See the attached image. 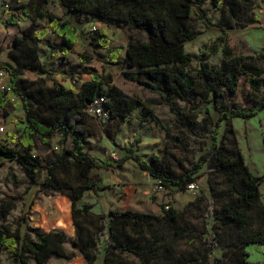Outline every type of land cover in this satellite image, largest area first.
<instances>
[{
	"label": "trees",
	"instance_id": "obj_1",
	"mask_svg": "<svg viewBox=\"0 0 264 264\" xmlns=\"http://www.w3.org/2000/svg\"><path fill=\"white\" fill-rule=\"evenodd\" d=\"M49 0H37L22 7V14L30 18V23L24 27L20 35L13 37L7 56L17 65L9 61L0 62V71L6 73L8 83L0 93V107L15 93L20 100L23 111L22 127H17L20 134L16 137L17 148L0 147V155L15 160L27 175V186L49 188L66 196L71 203L72 223L77 232L76 238H70L58 229L40 232L36 228L22 227L23 217H19L13 229L0 228V255L6 252L10 264H47L51 256L70 260L75 252H67L64 244L82 254L91 264L103 251L105 264H110L109 256L113 251L129 252L134 255L148 253L145 264L155 256L150 247L137 245L124 239H117L112 225L114 222L129 224L133 229L139 228L149 215L133 210H109L98 216V225L94 231H86L82 219L91 213L92 203H84L76 208V202L85 191L94 195L101 189V176L93 169H114L124 161L132 160L140 170L145 171L166 188L185 189L189 183H194L199 172L209 161L215 162L216 171L224 175L231 183L229 189L222 195L230 196V202L220 206L214 205V200L206 199L201 210L204 217L205 237L201 257H211L213 264H247V244H264V229L252 233L243 231L235 234L226 243L221 241L218 227L242 225L248 217V209L259 205L261 176L252 174L243 157L235 147L219 139L218 128L221 124H229L233 118L248 119L264 110V67L258 65L263 61V54L256 56L236 54L226 44L222 48V58L216 66H208L205 57L199 58L198 67L188 69L191 55L186 53L184 45L196 39L202 31L190 24L193 7L199 18L210 25L206 10L202 4L206 0H59L60 6L69 15L61 19L44 10ZM218 6L217 0H210ZM254 6L253 0H229L227 2L228 19L217 23L220 31L237 27L235 17L241 8L246 10ZM88 13L102 20L114 19L125 22L134 30L145 34L144 40H131L127 43L122 60L119 59L122 49L109 48V40L104 29L92 31L88 35V43L107 50V55L100 60L107 64L123 63L126 67L136 70L133 80L142 88L155 93L161 101L169 106L174 115V121L180 123L191 134H196V128L207 130V145L191 166L180 174H175L162 159L150 155L144 160L136 154L134 142L124 148V154L115 159L96 161L86 150L89 137L86 127V103L99 94L107 98L105 107L109 110V119L116 110L122 112L118 116L121 122L126 113L133 107V99L123 95L117 89L104 92L102 83H110L109 74L104 76L91 72L90 78L81 82L77 90L74 85L65 89L54 78L49 69L38 59V44L57 49L61 59L72 51L77 40L76 27L83 22L72 17V14ZM15 23L18 21L12 18ZM46 20L48 29L57 35L58 42L51 40L46 34L48 29L38 30V20ZM82 62H89L91 56L81 53ZM29 71L42 75L46 89L34 90L27 84V79L21 78V72ZM241 80L247 84L245 103L235 101L240 91ZM9 92L7 93V90ZM5 97L3 98V96ZM190 97L194 98L190 100ZM174 98L188 102V111L180 113L174 107ZM149 116L155 120L168 135V127L162 125L149 110ZM143 118L137 117L135 130L141 125ZM229 130H231L229 128ZM59 135L60 149L54 156L41 159L31 153L35 140L50 144V140ZM234 140V139H233ZM69 141L70 145L65 144ZM74 169L87 171L83 184L69 186L58 180V171L64 165ZM212 190V187H209ZM165 219L173 222L176 211L170 205L161 207ZM264 214V208L261 207ZM211 217V219L209 218ZM219 250L218 254L215 251ZM0 264H3L0 259Z\"/></svg>",
	"mask_w": 264,
	"mask_h": 264
},
{
	"label": "rangeland",
	"instance_id": "obj_2",
	"mask_svg": "<svg viewBox=\"0 0 264 264\" xmlns=\"http://www.w3.org/2000/svg\"><path fill=\"white\" fill-rule=\"evenodd\" d=\"M36 1L0 0V62L9 61L17 65L7 56V51L13 37L20 35L21 30L30 23V18L23 16L22 7ZM217 1L218 6L210 0L202 4L210 25H206L199 18L194 7L191 11L190 24L202 33L184 45L185 52L191 55V61L186 65L188 69H196L201 56L205 57L208 66H216L222 58V48L225 44L236 54L256 56L262 53L264 56V0H253L254 6L249 10L241 8L234 19L238 23L237 27L225 32L220 31L216 24L228 19L229 0ZM44 10L61 19L69 17L60 6L59 0H49ZM72 17L83 23L76 27L77 40L72 51L65 56L68 62L61 59L57 49L38 44L36 51L39 62L51 71V77L65 89L72 84L74 90H77L81 82L90 78L91 72L102 76L109 74L111 82L102 83L101 89L104 92L117 89L134 101L132 110L125 114L121 122L118 121L122 112L119 109L111 114L107 121L101 122L87 117L85 124L89 129V137L85 150L96 161L115 159L124 154V148L138 139V142H134V149L144 160L150 155H156L175 174L188 169L207 145V130L198 126L196 134H191L182 124L175 122L169 106L161 101L157 94L142 88L133 80L136 73L134 68L126 67L123 63H104L100 58L107 55V50L89 44L87 38L92 31L104 29L109 48L122 49L119 57L122 60L127 43L131 40H144L145 34L130 28L125 22L114 19L104 21L88 13L72 14ZM12 18L18 22L15 23ZM37 23L38 30L48 29L46 20H38ZM46 35L53 41L60 40L49 29ZM81 53L91 56L89 62H82ZM258 65L264 67V58ZM19 76L27 79L28 86L34 90H44L50 85V81L46 83L42 75L29 71L21 72ZM7 83L6 73L0 71V93L4 91ZM240 91L235 101L245 103L247 84L244 80H241ZM192 99L194 98L190 97V100ZM173 102L175 109L180 113L188 111L187 101L174 98ZM149 110L162 125L168 127L167 136L163 128L149 116ZM139 116L143 121L135 130ZM23 124L19 97L11 93L10 99L0 107V147L17 148L16 137L20 134L17 127H22ZM218 137L228 146L234 142L252 174L262 177L259 184V205L248 209L244 224L221 228L214 224L221 241L226 243L237 233L246 231L249 234L264 229V214L261 213V207L264 208V110L248 119L233 118L229 124H221ZM65 145L69 146V141ZM55 146L57 150L54 149ZM60 147L59 135H55L50 144L35 140L31 153L41 159H47L54 156ZM215 169L214 161L205 164L194 182L193 189L186 187L179 190L165 186L156 189L155 179L140 170L132 160H126L114 169H93V173L97 172L101 176V189L97 195L85 191L75 207L79 208L84 203L93 204L91 213L82 219L86 231L96 230L98 216L109 210H133L155 215L154 218L146 219L137 229L122 222H114L112 225L117 239H124L139 246H150L155 251V256L149 264H213L211 257H201L206 235L201 210L206 204V199L211 197L217 207L232 200L230 196L222 195L231 183ZM87 174L83 169L77 170L66 164L58 171L57 176L61 184L77 186L85 182ZM210 186L212 190L209 189ZM167 205L176 211L171 223L165 219L161 209ZM19 217L24 219L23 228H36L40 232L58 229L70 238L77 237L69 199L49 188L28 187L27 175L20 165L15 160L0 155V228L13 229ZM64 248L67 252L74 251L75 256L70 260L51 256L47 264H91L70 243L64 244ZM245 250L248 253L247 264H264V244H247ZM218 253L219 250L215 251V254ZM147 255L148 253L134 255L113 251L109 259L110 264H145ZM0 259L3 264L11 263L6 252L1 253ZM28 264L35 263L29 260ZM92 264H105L103 251Z\"/></svg>",
	"mask_w": 264,
	"mask_h": 264
},
{
	"label": "built area",
	"instance_id": "obj_3",
	"mask_svg": "<svg viewBox=\"0 0 264 264\" xmlns=\"http://www.w3.org/2000/svg\"><path fill=\"white\" fill-rule=\"evenodd\" d=\"M6 7H8V4H6ZM106 101H107V98L105 97L104 94H99L95 96L92 100L86 103L85 112L91 117L101 122L107 121L109 119V110L105 107ZM54 149L57 150V147L55 146ZM155 187L156 189H162L163 185H161V183L158 180H156ZM187 187L189 189H193L194 183H189Z\"/></svg>",
	"mask_w": 264,
	"mask_h": 264
}]
</instances>
